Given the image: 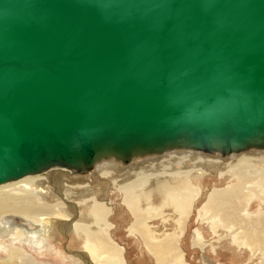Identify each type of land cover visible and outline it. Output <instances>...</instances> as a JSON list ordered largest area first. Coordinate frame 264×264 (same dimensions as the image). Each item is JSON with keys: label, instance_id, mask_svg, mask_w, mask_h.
Instances as JSON below:
<instances>
[{"label": "water", "instance_id": "obj_1", "mask_svg": "<svg viewBox=\"0 0 264 264\" xmlns=\"http://www.w3.org/2000/svg\"><path fill=\"white\" fill-rule=\"evenodd\" d=\"M173 149H264V0H0V185Z\"/></svg>", "mask_w": 264, "mask_h": 264}, {"label": "bare ground", "instance_id": "obj_2", "mask_svg": "<svg viewBox=\"0 0 264 264\" xmlns=\"http://www.w3.org/2000/svg\"><path fill=\"white\" fill-rule=\"evenodd\" d=\"M207 161L226 165L227 169L238 166L242 169L252 170L258 165L256 161L264 162V149H249L226 156L220 153L192 149H173L167 150L162 154L136 158L129 163H124L115 158L97 161L94 164L95 166L86 173H79L64 167H52L44 172L30 174L18 180L4 183L0 185V191L6 189L11 191L12 189L13 192H25L31 195L30 200L32 201L28 202L31 204L35 200V197L44 198L48 194H51L52 191L65 200L68 195V192L65 190L70 186L83 191H90L93 186L111 182L112 186L119 187L117 189L123 194L124 205L132 217L137 220L134 227L139 228V234L142 236L148 250L156 258L157 264H187V255L180 246V240L183 236L180 219L186 214L190 215L189 212L192 210L193 202L195 203L198 194L195 186H191L193 181L189 179L190 175L206 171L208 169L207 164H210ZM176 163L184 168L187 166L193 167L185 169L179 167V169H175L171 165ZM127 177L128 179L130 177L133 178L129 181L124 180ZM157 177H180V179H185L184 191H175L174 194L168 195V201L165 204L169 210L171 208L174 210V213H168L178 217V231H173L171 234L168 233L170 229L168 227L165 228L164 233H160L156 230L155 225H150L151 222L160 218L162 219L167 213L163 208L158 209L157 207L145 204V196L140 193L142 189H148ZM4 192L6 191L0 193V216L4 214L0 217V234L4 233L9 236L20 231L25 236L26 241L30 242L32 246L42 245L46 254L52 253L55 248L50 243L48 244L46 240L52 234L54 219L51 216L49 218V215H41L37 219L33 218L32 215L34 213L32 212L34 209L32 206L19 205L18 202H15L16 204L13 202V204L11 202L13 197L11 195L9 197L7 192ZM256 192V190H251L244 195L245 206H243L242 212H246L250 201L256 196ZM5 195L7 196L5 197ZM91 199L87 201L91 203L90 210L87 211L89 218L92 220L91 224L89 226L86 224L81 225L80 223L71 224L70 227L73 229V233L84 240L86 243L85 251L96 264H126L124 252L108 235L111 228L107 219V213L109 214V212H107L103 204H99L98 202L93 203L95 202V198ZM209 204L205 205L203 213L200 215L202 222L211 224L216 233L219 232V229L234 230L233 234L237 238L236 243H242V246L250 248L255 253L262 254L264 264V219L254 218L250 220L247 218L246 220V218L239 215H225L227 211L223 208L224 203L215 206L212 202L210 207ZM225 205H228V203ZM11 214H22L25 218ZM143 216H145V219H141ZM139 217L140 219L138 220ZM165 221L168 222L169 220L166 219ZM169 223H171V220ZM70 227L68 226V228ZM134 227L132 228L133 230L135 229ZM63 230L64 232L67 231L66 227ZM204 240L202 234H196L193 242L194 247L205 251L206 245ZM24 254L21 251L11 250L9 259L0 262V264H16ZM75 255L77 257L86 256L83 253H76ZM25 256L28 257L27 255ZM27 261L25 260V262Z\"/></svg>", "mask_w": 264, "mask_h": 264}, {"label": "rangeland", "instance_id": "obj_3", "mask_svg": "<svg viewBox=\"0 0 264 264\" xmlns=\"http://www.w3.org/2000/svg\"><path fill=\"white\" fill-rule=\"evenodd\" d=\"M207 162L210 164H207L208 169L206 171L190 175L189 179L193 181H191V186H195L198 194L195 203L193 202L192 210L189 212L190 215L186 214L180 219V226L185 229H182L183 236L180 240V246L187 255L186 263L263 264L262 254L255 253L250 248L242 246V243H236L237 238L233 234L234 230L219 229V232L216 233L211 224L202 222L200 215L203 213L205 205L210 202V207L213 202L215 206L224 203L223 208L227 211L225 215H239L246 218V220L247 218L250 220L254 218L264 219V166H261L264 165V162L256 161L258 165L252 170L242 169L238 166L227 169L226 165H221L220 163L215 164L210 161ZM171 166L175 169L182 167L178 163L172 164ZM190 167L192 168L193 166H187L185 168ZM132 178L130 177L128 179L127 177L124 180L129 181ZM184 180L183 178L180 179V177H157L153 180L151 186H147L148 189H142L140 192L141 195L144 194L143 196H145V204L157 207L158 209L163 208L167 213L162 219L160 218L150 223L151 226L155 225L156 230L160 233H164L166 227L170 228L168 230L170 234L173 231H178V217L174 214H169L168 212L174 213V210L173 208L169 210L165 204H167L168 195L174 194L175 191H184ZM102 184L93 186L90 191H83L70 186L65 190L68 192L67 199L65 200L56 192L52 191L51 194H48L44 198L39 196L35 197V200L31 204L28 203L32 201L30 200L31 195L25 192H13L12 189L11 191H8V189L1 190L0 193L6 191L9 197L10 195L13 197L12 203L18 202L19 205L32 206L34 209L32 212L34 213L32 215L33 218L37 219L41 215H49V218L52 217L54 219L52 234L48 236L46 241L55 249L52 253L46 254L42 245L32 246L30 242L26 241L25 236L20 231L9 236L1 233L0 262L9 259L10 251L15 250L25 253L16 264H96L85 251L86 243L84 240L77 237L70 227L71 224L76 223H80L81 225L86 224L88 226L91 224L92 220L87 214V211L90 210L91 203L87 201L95 198L96 200L94 199L95 202L93 203L98 202L99 204H103L107 212H109V214L107 213V219L111 228L109 229L108 235L124 252L126 264H157L156 258L148 250L142 236L139 234V228L134 227L137 220L132 217L124 205L123 194L117 189L119 187L112 186L111 182ZM251 190L257 191L256 196L250 201L246 212H242L243 206H245L243 197ZM225 202L228 205H225L227 204ZM239 208L240 210L238 211ZM11 215H18L25 218L22 214ZM142 218L145 219V216ZM166 219L169 221L166 222ZM170 220L171 223H169ZM62 226H65L67 231L64 232L63 229L65 227ZM133 227L136 230H133ZM17 234L18 236H16ZM196 234H202L205 239V251L201 248L194 247L193 242ZM20 238L23 240L21 241ZM76 253H83L86 256L77 257L75 255ZM25 260L28 261L25 262Z\"/></svg>", "mask_w": 264, "mask_h": 264}]
</instances>
